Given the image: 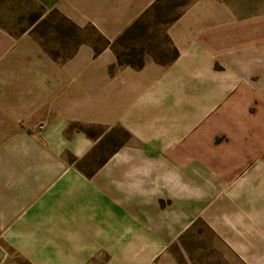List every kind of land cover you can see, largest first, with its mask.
Masks as SVG:
<instances>
[{"label":"crops","instance_id":"crops-1","mask_svg":"<svg viewBox=\"0 0 264 264\" xmlns=\"http://www.w3.org/2000/svg\"><path fill=\"white\" fill-rule=\"evenodd\" d=\"M38 1L113 42L157 0ZM213 6L196 0L173 22L166 65H120L89 44L56 61L0 31V264H179L159 255L197 219L264 264V141H216L227 109L204 123L236 85L214 73L230 41ZM120 128L127 141L79 166Z\"/></svg>","mask_w":264,"mask_h":264},{"label":"rangeland","instance_id":"rangeland-1","mask_svg":"<svg viewBox=\"0 0 264 264\" xmlns=\"http://www.w3.org/2000/svg\"><path fill=\"white\" fill-rule=\"evenodd\" d=\"M195 2L159 0L114 43L120 60L134 64L146 60L171 61L173 48H176L169 34L172 21ZM207 12L219 18L221 41L234 40V43L221 46V56L226 60L221 58L214 63V73L221 78L234 75L236 85L225 100L205 117L204 123L227 109L230 122L226 124L225 131L217 134L216 141H233L235 138L264 141V0H214V6ZM93 27H75L58 13L43 7L38 0H0V31L13 40L29 34L45 51L59 59L68 57L85 42L96 48L104 47L107 42ZM241 126L246 128L245 135L239 133ZM102 131L103 128L93 127L87 132L97 137ZM129 137L122 128L113 129L87 155L90 161L79 166L86 171H94L115 150L111 147L120 144L119 141H127ZM164 254H171L179 264H249L217 238L202 219L194 221L159 257Z\"/></svg>","mask_w":264,"mask_h":264},{"label":"trees","instance_id":"trees-1","mask_svg":"<svg viewBox=\"0 0 264 264\" xmlns=\"http://www.w3.org/2000/svg\"><path fill=\"white\" fill-rule=\"evenodd\" d=\"M159 0H157L148 10H150L157 2H158ZM147 10V11H148ZM53 12H56V13H58L60 16H62V18L64 19V20H66L67 22H69L71 25H73V26H75V27H78V28H81V27H79L78 25H76L73 21H71L69 18H67L66 16H64L61 12H59L57 9H53L52 10ZM146 11V12H147ZM145 12V13H146ZM144 13V14H145ZM181 16V14H179L175 19H173V21L172 22H174L175 20H177L179 17ZM138 21V19L136 20V22ZM136 23L134 22L131 26H129L124 32H123V34H125L126 32H128L134 25H135ZM95 30H96V28L95 27H93ZM97 31V30H96ZM98 32V31H97ZM99 33V32H98ZM104 39H105V41L107 42V44L104 46V47H102V48H96L93 44H91V43H89V42H85V43H82V44H89V45H91L92 46V48H93V50H94V54H95V56H97V55H99L105 48H107V47H112V49H113V51L115 52V50H114V43L122 36H120V37H118L115 41H113V42H111L110 40H108L107 38H105L101 33H99ZM81 44V45H82ZM78 49V48H77ZM77 49L72 53V54H70L68 57H66V58H64V59H59V58H57V57H55V56H53L52 54H50L48 51H46L49 55H51V57L54 59V60H56V61H66V60H68L69 58H71L74 54H75V52L77 51ZM173 52H174V57L172 58V60L171 61H169V62H166V63H161V62H158V63H160V64H163V65H166V64H169L170 62H172V61H174L177 57H178V55H179V52H178V50L176 49V48H173ZM115 54H116V52H115ZM116 57H117V62L120 64V65H131V66H134V67H140V66H142L143 65V61L142 62H140V63H136V64H134V63H131L130 61H126V62H122L121 60H120V58H119V56L116 54Z\"/></svg>","mask_w":264,"mask_h":264}]
</instances>
